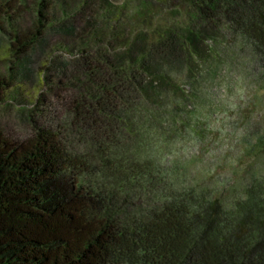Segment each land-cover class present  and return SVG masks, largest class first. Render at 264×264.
Segmentation results:
<instances>
[{
    "label": "trees",
    "instance_id": "16d2710c",
    "mask_svg": "<svg viewBox=\"0 0 264 264\" xmlns=\"http://www.w3.org/2000/svg\"><path fill=\"white\" fill-rule=\"evenodd\" d=\"M47 1L38 2L34 30L10 45L25 77L26 54L42 52L52 34L79 29L74 21L51 25L41 11ZM18 3L0 0V26ZM187 17L185 26L141 30L99 61L85 50L79 60H60L61 73L80 66L94 88L76 98L74 118L112 126L125 109L132 128L128 114L170 101L171 91H180L173 73L186 67L192 74L196 59L209 52L207 41H217L224 27L250 48L259 64L252 78L264 90V0H188ZM3 86L0 79V107ZM98 150L99 161L88 160L69 153L51 129L38 127L20 140L0 129V264H264V178L229 202L207 187L171 186L157 205L136 212L129 195L135 186L165 182L158 165L115 158L102 144ZM249 153L264 155V131Z\"/></svg>",
    "mask_w": 264,
    "mask_h": 264
},
{
    "label": "rangeland",
    "instance_id": "374dc122",
    "mask_svg": "<svg viewBox=\"0 0 264 264\" xmlns=\"http://www.w3.org/2000/svg\"><path fill=\"white\" fill-rule=\"evenodd\" d=\"M38 2L19 0L0 26V79L7 83L0 129L5 136L20 140L38 127L46 128L56 132L75 156L99 161L98 145L102 144L115 158L153 161L165 182L156 189L133 188L128 202L136 212L157 205L171 186L207 187L229 202L240 198L241 189L250 182L264 178V155L249 153L264 131V90L252 78L259 64L250 48L227 28L221 29L217 41H207L209 52L206 58L196 59L192 74L186 67L173 73L180 91H171L170 101L163 97L128 114L132 128L123 117L125 109L119 111L117 124L99 128L71 112L78 104L76 98L93 92L88 77L80 66L63 74L58 62L79 60L82 50L99 61L108 49L129 46L141 30L156 32L170 24H190L188 0H48L41 11L51 25L74 21L79 29L74 36L52 34L42 52L26 54L30 73L25 77L19 70L22 57L10 45L15 35L34 30ZM222 97L234 99L236 109L229 110ZM216 128H224L225 134L221 136ZM190 133L198 139V150L161 163L172 142L191 139Z\"/></svg>",
    "mask_w": 264,
    "mask_h": 264
},
{
    "label": "clouds",
    "instance_id": "9594fccd",
    "mask_svg": "<svg viewBox=\"0 0 264 264\" xmlns=\"http://www.w3.org/2000/svg\"><path fill=\"white\" fill-rule=\"evenodd\" d=\"M225 96H226V93H225ZM221 99L229 110L236 109L237 105L234 102V99H225L224 97H222ZM218 122L219 121H217V123ZM214 130L219 131L221 133V136L225 134L224 128H216ZM189 135L191 139H187V138L179 139L178 138L176 141L172 142V144L169 146V152L161 160V163H164L165 161L170 162L172 160L180 158L181 156H187L190 152L198 150V139L195 137L194 133H190Z\"/></svg>",
    "mask_w": 264,
    "mask_h": 264
}]
</instances>
